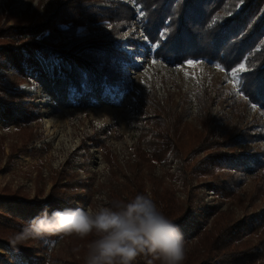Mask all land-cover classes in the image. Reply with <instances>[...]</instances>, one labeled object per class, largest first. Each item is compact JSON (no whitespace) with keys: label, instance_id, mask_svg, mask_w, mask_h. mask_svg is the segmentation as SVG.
<instances>
[{"label":"trees","instance_id":"1","mask_svg":"<svg viewBox=\"0 0 264 264\" xmlns=\"http://www.w3.org/2000/svg\"><path fill=\"white\" fill-rule=\"evenodd\" d=\"M132 2L61 0L48 14L39 7L20 17L8 14L4 21H0V88L13 96L9 101L0 95L4 121L10 122L15 103H20V108L28 114L34 109L17 87L22 83L32 84V74L43 76L36 52L45 58L54 55L70 66V71L64 70V73L83 103H89L108 87L114 92L127 88L120 66L129 64L131 53L124 49L120 36L133 28L132 22L139 12L142 13L139 20L143 40L132 32L128 40L132 48L150 50L154 46V56L175 64L205 60L228 72L244 63L245 68L239 76L240 90L245 99L264 111V0ZM98 3L108 4L110 8L94 7ZM10 20L14 22L11 26L7 25ZM81 28L86 32L80 33ZM3 51L12 53V61L8 64ZM210 95L206 91L196 94V113L190 121L187 120L190 117L187 98L180 103L169 98L170 104L166 106L153 93L143 96L137 110L151 117L147 122L150 128L144 132L148 135L145 137L144 134L142 139L148 148L138 145L134 160L126 161L125 167L130 174L121 188L127 198L120 201L130 200L139 193L150 196L149 183L151 198L184 234L183 227L191 212L203 203L197 182L205 183L220 200L236 206L238 212L208 208L205 226L199 225L192 232L191 239L184 236L183 264H264V174L259 173L264 168V148L258 145L264 140V130H256L248 124L242 104L234 99L229 105L232 116L225 118L226 128L221 130L216 125L212 104L223 106L227 102L222 100L223 94ZM28 126L30 124L24 125ZM252 131L258 134H252ZM242 143L254 144V151L236 150L235 146ZM224 148H233V151L227 154ZM199 150L211 157L207 167L202 166L205 159L198 156ZM173 157L182 160L184 177L180 179V192L183 198L178 196L177 190L158 181L153 172L154 164L169 162ZM113 159L111 156V164ZM244 173L254 174L251 179L253 190L248 196L242 190L246 183ZM62 176L63 173L56 178L42 205L20 196L5 195L3 199L18 200L26 207L43 209L47 206L50 211L65 209L58 201L67 189L61 187ZM12 220L11 226L0 225V242L24 254L32 244L44 245L65 236L13 246L11 237L28 221ZM67 237L71 243L70 261L84 264L86 248L82 243L86 245L95 237L81 238L74 233ZM142 257L146 264L150 259L153 264H161L150 255ZM37 264L47 262L41 260Z\"/></svg>","mask_w":264,"mask_h":264},{"label":"rangeland","instance_id":"2","mask_svg":"<svg viewBox=\"0 0 264 264\" xmlns=\"http://www.w3.org/2000/svg\"><path fill=\"white\" fill-rule=\"evenodd\" d=\"M60 1L0 0V21H4L8 14L20 17L39 7L48 14ZM94 7L110 8L104 3L95 4ZM136 9L139 11L138 6ZM141 15L139 12L132 22L133 28L120 36L124 49L131 53L129 64L120 66L128 87L120 92H114L108 87L89 103L81 102L78 92L71 86L70 78L64 73V70L70 71L67 63L54 55L45 58L36 52L43 76L32 74V84L22 83L17 87L26 96V100L31 101L34 109L28 114L20 108V103H15L11 110V120L7 123L0 107V225L11 226L12 218L29 221L41 211L39 206L26 207L18 200H4L3 196H20L36 200L42 205L61 173V187L67 188L64 190V197L58 200L63 208L97 209L110 206L120 199L126 200L127 194L121 188L130 174L125 167L126 161L134 160L138 145L148 148L142 139L150 128L147 122L151 117L139 113L137 106L143 96L150 93L155 94L158 101L166 106L170 104L169 98L175 103L187 98L190 111L188 121L196 113L195 98L198 92L206 91L212 97L220 93L223 94L222 100L227 103L222 106L214 102L212 110L217 120L216 125L221 130L226 128L225 118L232 116L229 107L232 99L242 104L249 125L252 124L256 130H264V111L245 99L239 87L240 71L245 68L244 63L228 72L205 60L175 64L154 56V46L150 50L134 49L128 40L131 39L132 32L139 40H143L139 20ZM13 23L10 20L7 25L11 26ZM79 32L85 33L86 30L81 28ZM3 52L7 64L10 63L12 53ZM190 62L195 66L190 67ZM0 95L9 101L13 98L11 93L3 92L1 88ZM257 123L261 125L258 126ZM26 124H30V127H24ZM251 133L258 134L256 131ZM258 145L264 148V140ZM235 149L252 153L254 144L242 143L235 146ZM199 151L198 156L202 155L205 159L202 166L207 167L211 157L202 150ZM224 151L231 154L233 148H224ZM111 156L114 157L113 164L109 162ZM153 172L158 181L174 188L178 196L184 197L180 192V179L184 177L180 158L157 162L153 166ZM259 173L264 174V168ZM253 175L244 173L246 183L242 190L245 196L253 190ZM197 184L203 203L191 212L188 223L183 227V235L188 239H191L192 232L199 225L205 226L208 208L238 212L236 206L220 200L205 183ZM147 189L151 197L149 183ZM70 244L65 235L56 242L32 244L24 254L0 242V264H37L41 260H45L47 264H73L69 256ZM82 245L87 249L88 244L83 242ZM45 247L47 251L44 250ZM133 264L146 263L141 255Z\"/></svg>","mask_w":264,"mask_h":264},{"label":"clouds","instance_id":"3","mask_svg":"<svg viewBox=\"0 0 264 264\" xmlns=\"http://www.w3.org/2000/svg\"><path fill=\"white\" fill-rule=\"evenodd\" d=\"M94 235L86 249L84 264H133L138 256H152L161 264H183L186 241L182 230L147 194L115 201L97 209L45 206L16 232L13 246L49 237ZM147 264H153L148 260Z\"/></svg>","mask_w":264,"mask_h":264},{"label":"snow or ice","instance_id":"4","mask_svg":"<svg viewBox=\"0 0 264 264\" xmlns=\"http://www.w3.org/2000/svg\"><path fill=\"white\" fill-rule=\"evenodd\" d=\"M189 66H190V67H194L195 65L191 64V62H190V63H189Z\"/></svg>","mask_w":264,"mask_h":264}]
</instances>
